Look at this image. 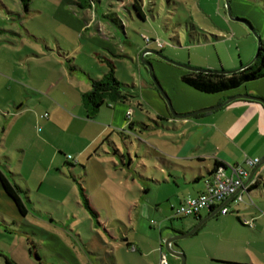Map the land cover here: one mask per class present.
Instances as JSON below:
<instances>
[{
	"label": "crops",
	"instance_id": "0c3cea01",
	"mask_svg": "<svg viewBox=\"0 0 264 264\" xmlns=\"http://www.w3.org/2000/svg\"><path fill=\"white\" fill-rule=\"evenodd\" d=\"M109 1L113 5L111 0ZM121 1L124 3L123 0ZM132 1L129 0L127 8L122 6L125 9L122 15L120 8L117 7L115 10L108 8L107 3L102 0H99L96 8L87 5L80 7L77 0L66 2L61 0L57 3V10L53 14H49L48 9L49 6L52 7L54 0L53 2L41 1L42 10L32 7L35 0H0V139L5 143L3 151L7 154L5 155L7 160L2 162L3 164L0 163V167L10 170L14 164L17 165L18 157L26 159L29 157L36 163L38 155L51 141L55 149L50 158L51 166L46 168L47 175L50 174L53 164L58 161L59 154L65 156L66 164L80 165L85 176L91 174L87 163L93 161L96 164L93 176L100 187L106 189L104 182L107 178L119 188L126 190L131 188L136 192V197L132 199L136 204L125 198L129 208L128 217L132 222V233H127L126 224L121 222L126 229L121 230L120 236L116 237L121 242L119 246L126 243L135 251H140L149 260L147 264H159L163 255H166L168 264H180V257L171 253L169 255L165 242L170 241V238L177 234L189 231L192 227L182 229L180 225L175 226L172 223L166 226L163 222L160 228L155 230L151 226L154 223L152 215L161 214V219L164 221L172 219L175 209L186 197L197 196L205 190L207 177L216 161L238 164L243 163L247 156L259 157L261 163L254 167L247 166L249 174L244 178V183L250 176L252 177L242 189L243 200H236V196L227 199L223 203L229 209L226 214L220 212L221 204H218L213 208H203L196 215H190L194 218L190 220V225L195 226V221L197 223L206 219L189 236L198 235L203 226L215 221L216 226L221 228L219 233L214 234L218 236L217 240L211 241L203 236L194 243L191 242L190 248H186V245L181 243V238L170 244L174 249L185 253L187 264H262L256 260L253 256L254 252L249 248V246L252 248L254 244L239 236L235 220L228 216L232 212L231 207H236L238 216L242 220H253V229L258 227L256 220H260L263 216L260 208L252 200L247 199L255 192L261 194L260 186L264 181V163H262L264 160V104L262 102L236 98L220 108L198 112L188 117H175L167 104L161 101L155 84L141 67L139 77L135 74L132 83L138 91L136 99L129 102L103 103L95 114H88L83 104V93L90 90L93 79L101 78L105 74L108 69L107 60L115 63L116 76L126 83L125 73L119 74V65L127 69L129 64L133 67L131 65L133 62L138 63L140 57L145 60V57L148 59L150 55H155L153 50L163 53L162 50L153 46L156 41L155 33L147 32L152 40L146 45H141L137 37L128 35L126 27L129 25H125L123 30L125 36H123L118 23L109 17V14L114 17L113 13L116 12L123 18L124 23L126 20H133L134 14L130 11ZM166 1L169 7L180 3L184 11L191 15L192 7H195V3H190L189 0ZM155 2V0L146 1L142 21H148V4ZM66 3L69 7H76L78 12H83L84 20L80 19L76 24L71 22V25H37L41 21L38 13L46 12V16L50 15V17L68 13L67 16H69V7L64 8L63 5ZM175 6L173 10L177 11L174 14L177 16L178 8ZM150 10L153 13V9L150 8ZM236 13L240 14L238 11ZM16 14L19 15L21 22H17L18 18H14ZM191 15L188 16L190 20H181L177 17L176 22L174 24L172 22L175 29L182 30L183 37L189 36L191 24L204 29ZM9 20L10 22H7ZM38 31L42 35L40 38L37 37ZM176 36L179 37V32ZM249 45L246 54L241 52L237 60L226 61L220 57L218 63L204 62L202 65L206 66V69L216 71L237 69L253 57L255 43L251 41ZM160 62L168 61L161 59ZM185 73L182 72L180 76L182 77ZM129 75L134 76L133 73ZM159 80L170 96L175 111L179 114H190L218 105L235 94V92L230 94V91L218 93L198 91L183 80L181 84L176 74L167 77L161 75ZM260 80L253 86L249 82L245 85V90L238 93H248L264 98V77ZM185 86H189L192 91ZM141 89L149 103L139 96ZM209 95L215 97L208 98ZM129 109H132L130 116L127 115ZM2 114L5 120L2 119ZM148 119L157 123L155 130L165 128L164 123L173 124L175 131L180 130L176 140L171 141L173 150L161 148L145 139L143 132H151L150 129L153 127L150 122H145ZM71 139L77 147L74 153H67L66 151L70 152ZM140 144H145L148 156L153 157L151 149L152 146L155 148L154 152L158 155L154 158L161 174L158 179L148 178L137 171L130 149L133 148L135 154ZM68 155H71V158L76 157V161L71 164ZM137 157L141 159L142 155ZM85 160L88 162L85 163ZM145 168L148 167L145 166ZM55 170L63 172L60 167H55L54 172ZM71 175L75 176L73 173ZM153 176L157 175L153 174ZM82 182L86 183V179ZM255 184L258 185L256 189L253 187ZM22 189L27 195L26 198L23 196L24 200H27L25 204L28 208L25 219H30L28 218L31 214V208L28 205V202H31L28 193L30 188L22 187ZM79 190L80 195L85 196L88 202L86 206L95 210L87 184L79 185ZM241 202H245V205ZM163 206H170V211L174 215L164 214ZM253 208L259 211L258 215L256 211L247 210ZM143 221H148L150 225H143ZM34 223L36 222L32 220L25 222L26 225L39 228V225ZM230 227L233 229L231 232L233 236L232 234L226 236L225 229L230 230ZM139 232L146 234L147 239L153 238V244L151 246L149 244L147 249L142 248L140 240L136 238ZM169 236L171 237L168 239ZM244 246L248 247V252L245 251ZM106 253V256H111L110 251ZM15 261L21 264L19 260ZM39 264L49 263L40 261ZM112 264L118 263L114 261Z\"/></svg>",
	"mask_w": 264,
	"mask_h": 264
},
{
	"label": "rangeland",
	"instance_id": "374dc122",
	"mask_svg": "<svg viewBox=\"0 0 264 264\" xmlns=\"http://www.w3.org/2000/svg\"><path fill=\"white\" fill-rule=\"evenodd\" d=\"M41 1L44 0H35L32 7L42 10L40 7ZM49 1L53 2V0ZM64 1L66 2L68 0ZM123 1L124 3H122L121 0H111L113 4L111 5L109 0H102V2L107 3L106 6L108 8H112L113 10L117 7L120 8L122 15L125 10L122 6L124 4L126 6L129 5V0ZM146 1L147 0H144L145 4ZM155 1V3L148 4V21H142L134 12L133 20H126L125 25H129V27H126V31L129 36L133 35L137 37L141 45L147 44L145 39L148 35L147 32L155 33L156 41L153 43V46L162 50L166 57L176 62L193 67L206 68V66L202 65L204 62L218 63L220 57L226 61L231 59L237 60L241 52L246 54L251 41L255 43L254 57L258 49V36L261 37L264 46V0H229L233 18L227 13V0H189L190 3L194 2L195 7H197V9L194 6L192 7V15L191 13H186L184 7H182L180 3H176V6H174L178 8L177 16L174 15L177 12L173 10L174 6L169 7L166 4V0ZM60 2L61 0H54L52 7L49 6V14H53V12L57 10V3ZM63 5L64 8L69 7L67 3ZM150 8L153 9V13L150 12ZM237 11L240 12V14H237ZM45 13L46 12L38 13V18L41 19V21L38 22L37 25H71V22L76 24L78 20H84L83 12H78L77 8L73 6L69 7V16H67L68 13H65L66 16L60 14L56 17L54 15L50 17V15L46 16L47 14ZM190 15L193 16L195 22L202 25L204 29L196 31L191 38L189 36L187 37V35L183 37L182 30L180 28L175 29L173 24L178 18L181 20L189 19L188 16ZM14 18H18L17 22H21L19 21L21 19H19L20 17L18 14L14 15ZM7 22H10V20ZM228 25L231 26L229 27ZM250 25L254 28L256 34L252 32ZM119 29L123 34V30L120 26ZM178 32L179 37L176 36ZM123 36L125 35L123 34ZM37 37H42L40 31H38ZM159 42L163 43V46H160ZM55 48H57L56 43ZM253 57L247 63H244V65L250 63ZM140 59L138 63L133 62L131 64L133 67L129 64V68L127 67V69L119 65V74L125 73V81L129 86L132 85L135 74L139 77V68L141 67L146 76L148 75L149 79L154 83L151 68L145 61L152 65L153 73L159 82V77L161 75L167 77L168 75L174 76L176 74L178 75L179 82L183 84L180 74L182 72L185 73V71H187L186 68L169 62H166L167 64L164 62L161 63L160 57L156 55H150L148 58L149 60L146 57L145 61L142 57H140ZM132 73L134 75L133 77L129 75ZM260 79L254 80L255 82L251 81L250 85H255V83L261 81ZM137 82L139 83V80ZM245 85H247V83L228 91H230V94L231 92H235L234 95L243 94L238 92H243L245 90ZM185 87L191 90L189 86ZM157 90L162 99L161 101L166 103L169 107L158 88ZM166 94L168 95L167 92ZM139 96L142 99L144 98L142 89L140 90ZM207 97L211 98L215 96L209 95ZM168 98L171 101L169 95ZM143 100L146 102L148 101L147 98ZM176 112L178 113V111ZM137 118L139 117L137 116ZM2 119L5 120L3 114ZM148 120L145 122H150L153 127L150 129L151 132H143L145 139L152 144H157V146L161 148L173 150V148H171L173 147L171 141L176 140L180 130L175 131L173 124L168 123H164L165 128L155 130L157 123L152 119ZM1 128L3 129V125H1ZM30 133H32V131ZM4 144L5 143L0 139V163L7 160L5 157L7 154L3 151ZM140 145L141 146L137 148V153L135 154L134 149H130L132 157L137 165V171L148 178L158 179L161 174L157 169L159 165L154 158V156L158 155L154 152L156 151L155 148L152 146V157L146 154L145 144ZM76 147L77 144L72 142L71 139L70 152H66L74 153ZM54 149L55 145L51 141L46 144V148L38 155L36 163L32 162L29 157L28 159L18 157L16 159L17 165L14 164L10 170L5 167L4 169L1 168L11 182L16 181V183L24 189L30 188L28 193L33 203L28 202L31 208V214H29L28 217L30 219H25V216L19 213L14 202L4 192L0 185V264H7L5 256L13 260H19L21 264H39L40 261H45L49 264H112L114 261L118 264H147L149 260L145 255H142L140 251H135L133 248L126 245V243L120 247L119 244L121 245V242L116 238L120 236L121 230L125 231L126 229L121 222L126 224L128 229L126 230L127 233H132V222L128 217L129 208L125 203V198L127 201L136 204L132 201V199L136 197L135 190L131 188L130 190L119 188L107 178L104 182L106 189H103L93 176V172H95L94 167H96L93 161L91 163L85 160V163L88 162L87 165L91 173L85 176L84 170L80 165L75 164L72 166L66 164L65 161L67 159L62 154H59L58 161L53 164L50 174L47 175L46 168H50L51 166L50 158ZM137 155H142L141 159L137 157ZM74 161H76V157L69 159L71 164ZM145 166L148 168H145ZM55 167L62 168L64 174L59 170H55L54 172ZM30 170L32 171L28 173ZM72 173L75 176H72ZM153 174L157 176L154 177ZM84 179H86V183L82 182ZM83 184H87L90 188V199L95 210H91L87 207L85 196L80 195L79 185ZM260 189L262 190L261 194H256L255 192L251 197H247V199L252 200V202L260 208L263 214L260 220H256L258 224L256 229H253L251 226L243 225L238 220L237 215H239V213L235 209L236 207H231L232 212H230L228 216L235 220L239 236H241L243 240H250L254 244L252 248L249 246L252 252H254V255H252L255 256L258 262L264 264L263 184H261ZM22 194L24 198H26V193L23 192ZM25 201L27 202L26 199ZM245 202H241L242 205H245ZM163 208L164 214L170 216L174 215V213L170 211V206H163ZM247 210L256 211V214H259L256 208ZM152 217L154 223L151 226L155 230L159 229L163 222L166 226H170L172 223H174L175 226L180 225L182 229L194 226L189 223L191 222L190 220H194L193 216H178L175 214L172 219H167V221L161 219V214L154 213ZM26 220L36 222L34 224H38L39 228L29 224L26 225ZM197 223L195 221V224ZM133 224H135V222ZM147 224L150 225L148 221H143V225ZM185 224L186 227H184ZM40 227L42 229H40ZM220 230L221 228L216 226L215 221L208 222L199 230L198 235L183 237L180 241L182 244L186 245V248H190L191 242L194 243L195 240L203 236H206L211 241L213 239L217 240L218 236L214 234L219 233ZM225 230L226 236L227 234H232L233 236V233H231L233 229L231 227L230 230L229 228ZM250 233L252 235H250ZM170 237L171 236H169L168 239ZM136 238L140 240L142 248L144 249H147L149 244L150 246L153 244V238H151V240L147 239L146 234H142L141 232L136 234ZM244 248L245 251L248 252V247L244 246ZM107 251H110L111 256H106ZM151 256L153 257V255ZM152 257H150V259H152ZM180 264H182V260Z\"/></svg>",
	"mask_w": 264,
	"mask_h": 264
},
{
	"label": "trees",
	"instance_id": "16d2710c",
	"mask_svg": "<svg viewBox=\"0 0 264 264\" xmlns=\"http://www.w3.org/2000/svg\"><path fill=\"white\" fill-rule=\"evenodd\" d=\"M80 7L90 6L91 8H96L99 4V0H77ZM144 0H133L130 4V11L135 12L137 17L141 20L144 19ZM124 8L127 6L124 4ZM114 17H109L118 23V26L122 30L125 28V23L123 18L119 16L116 12L113 13ZM201 30L199 27L191 24L189 25V37H193L196 31ZM151 38V37H150ZM152 40V38H151ZM161 52V51H160ZM107 71L105 74L98 79L92 80V85L90 90L83 93V104L85 105L88 114H95L99 107L103 104H112L116 102H129L136 99L137 91L134 84L129 86L127 83L122 82L116 76V65L112 60H107ZM264 77V46L262 44L261 50L258 54L256 60L249 66L235 71L230 74H225L223 72H204V71H192L187 70L182 76V80L189 86L195 88L198 91L204 93H218L231 90L233 88L240 87L243 84H248L251 81L260 79ZM72 156L68 158L70 159ZM223 162L216 161L213 169L209 172L206 182L212 181L214 174L219 167H225ZM258 184V183H257ZM257 184L253 187L258 186ZM264 185V181L262 182ZM0 185L2 186L4 192L9 196V198L14 202L17 210L23 216L28 212V208L25 204L23 198L24 190L16 182H11L7 177L5 172L0 167ZM250 190V188H248ZM88 205V202H86ZM213 208V207H210ZM221 212V211H220ZM237 218L241 223L248 225L246 219L242 220L238 215ZM249 226V225H248ZM7 264H19L15 260L5 256ZM242 264V263H238Z\"/></svg>",
	"mask_w": 264,
	"mask_h": 264
},
{
	"label": "built area",
	"instance_id": "2783aa9c",
	"mask_svg": "<svg viewBox=\"0 0 264 264\" xmlns=\"http://www.w3.org/2000/svg\"><path fill=\"white\" fill-rule=\"evenodd\" d=\"M146 41L150 42L151 38L146 36ZM160 46L163 43L159 42ZM132 109L127 111L130 116ZM71 155H69L70 157ZM261 159L259 157L247 156L243 163L225 164V167H219L212 181L206 184V188L197 196L186 197L180 205L175 209V214L178 216H190L198 214L203 208L216 207L221 204L220 211L226 214L229 209L223 203L230 197L236 196V200H243L242 189L244 186V178L249 174L247 166L254 167L259 164ZM246 223L251 227L254 226L253 220H246ZM159 264H168L166 255L160 258Z\"/></svg>",
	"mask_w": 264,
	"mask_h": 264
},
{
	"label": "water",
	"instance_id": "95a60500",
	"mask_svg": "<svg viewBox=\"0 0 264 264\" xmlns=\"http://www.w3.org/2000/svg\"><path fill=\"white\" fill-rule=\"evenodd\" d=\"M227 13L229 14V16L231 18L232 17V12H231V8H230V4H229V0H227ZM242 20V19H240ZM242 21H245V20H242ZM251 27V30L253 33L256 34V31L254 30V28L250 25ZM261 46H262V40H261V37L258 36V49L256 51V54L255 56L253 57V59L251 60L250 63H248L247 65H243L235 70H226V71H216V70H212V69H206V68H199V67H193V66H190V65H187V64H183V63H179V62H176L168 57H166L163 53H161L160 51H156V50H153L152 52L157 55L158 57H160L161 59H164L170 63H173V64H176L178 66H181V67H184L186 68L187 70H192V71H204V72H223L225 74H230V73H233L235 71H238V70H241L247 66H249L250 64H252L256 58L258 57V54L261 50ZM145 61V60H144ZM147 63V65H149V67L151 68V73H152V76L154 78V84L155 86L159 89L161 95L163 96V98L167 101L168 105H169V110L171 111L172 115L175 116V117H188L190 115H194L195 113H198V112H203V111H208V110H213V109H216V108H220L228 103H230L232 100L236 99V98H248V99H254V100H258L260 102H262L264 104V98L262 97H259V96H254V95H250L248 93L246 94H239V95H235L227 100H225L224 102L218 104V105H215V106H212V107H209V108H205V109H202V110H199V111H195L194 113H190V114H179L175 111L173 105H172V102L170 101V99L168 98V95L166 94V92L164 91L163 87L161 86V84L159 83V81L156 79L154 73H153V69H152V65L145 61ZM261 163V162H260ZM262 163H264V160L262 161ZM251 177L250 176L248 178V180L244 183V185L248 184V182L251 180ZM220 208V206H219ZM206 218L200 220L194 227H192L189 231L185 232V233H180V234H177L175 235L174 237H171L170 238V241L168 242H165V248L167 249V251L173 255H176L178 257L181 258L182 260V264H185L186 262V255L185 253H183V251H180V250H176L174 249L170 243L174 242L175 240L177 239H180V238H183V237H186V236H189L191 235L192 233H194L201 225L202 223L205 221Z\"/></svg>",
	"mask_w": 264,
	"mask_h": 264
}]
</instances>
